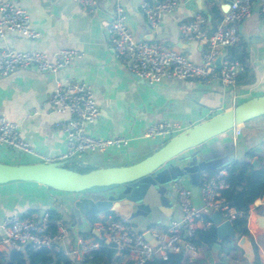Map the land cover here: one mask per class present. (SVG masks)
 <instances>
[{
	"label": "crops",
	"instance_id": "1",
	"mask_svg": "<svg viewBox=\"0 0 264 264\" xmlns=\"http://www.w3.org/2000/svg\"><path fill=\"white\" fill-rule=\"evenodd\" d=\"M13 1L28 11L31 24L40 35L36 39H29L16 32H8L0 38V48L38 50L49 56L67 48L81 53L71 64L56 73L30 67L0 77V115L17 122L22 137L40 155L56 157L67 149L65 134L58 127V123L66 116L53 112L49 103L58 79L69 77L83 80L94 88L99 116L93 124L87 125L89 133L101 137L121 135L129 138L128 146H114L105 153H98L108 161L115 158L128 161L142 150H155L156 144H163L162 139L143 136L144 129L152 123L176 121L186 129L249 98L264 94V12L260 0H255L252 15L239 26V43L227 51V55L230 51H235L237 56L246 55L243 68L232 86L223 85L218 79L203 82L166 79L152 86L147 85L134 77L122 60L115 56L108 31L109 21L120 5L128 15L127 25L136 38L171 47L198 62L208 45L182 36L180 24L203 15L207 20V28L213 31L228 10L226 5L232 0H181L180 7L165 15L160 28L155 31L148 26L143 12L145 0H98V7L93 13H86L77 0ZM151 34H154L153 39H147ZM232 132L223 133L201 147L208 153L213 143H222L223 147L229 140L233 142L228 158L216 157V164L203 170L224 169L233 160L245 158L247 152L254 154L250 159L252 163L258 159L259 166L264 164V115L242 124V132L237 140L233 139ZM218 151L216 155H219ZM193 154H197V149L184 152L153 174V181L160 184L166 203L162 210L132 219L140 229L152 227L161 230L172 219L180 216L173 183L191 188L195 184L191 185L188 181V185L182 184L174 178H170L167 183H160L162 179L158 178L162 172L173 167L184 168ZM0 161L15 164L38 162L41 159L34 153L12 149L0 143ZM112 193L108 198H118ZM91 200L88 194L61 192L36 182L3 185L0 186V222L12 212L44 217L49 216L50 210H55L69 226L68 242L77 236L88 238L92 236L88 235L92 226L87 219L86 207L91 204ZM195 201L198 206L202 205L200 196H196ZM213 213L206 211L210 216ZM259 215L264 217V197L256 199L251 205L248 217L251 237L258 246L264 264V229L258 222ZM198 226L202 227V224ZM220 249H200L198 257L189 259V264H214ZM9 250L10 247L0 245V251ZM128 262H132V258L129 252L124 251L116 252L111 264ZM77 264L96 263L77 261Z\"/></svg>",
	"mask_w": 264,
	"mask_h": 264
},
{
	"label": "built area",
	"instance_id": "2",
	"mask_svg": "<svg viewBox=\"0 0 264 264\" xmlns=\"http://www.w3.org/2000/svg\"><path fill=\"white\" fill-rule=\"evenodd\" d=\"M86 13H93L98 7V0H77ZM261 10L264 12V0ZM255 0H232L229 8L213 31L206 26V18L197 15L194 19L180 24L182 36L206 43L208 46L201 61L195 62L182 52L171 47L146 39L136 38L127 25L128 15L120 5L109 21V42L115 56L122 60L127 69L147 85H155L166 79H193L198 82L218 79L223 85H235L237 75L243 63L228 55L223 58L221 70L215 68L216 58L240 41L239 26L249 18ZM181 0H145L142 8L148 26L158 30L165 15L176 11ZM8 32H16L23 37L36 39L40 33L33 28L30 14L13 0H0V38ZM81 53L74 49H61L51 56L38 50H16L11 47L0 48V77L6 76L20 68L34 67L42 72H58L71 64ZM53 112L66 117L58 123L67 141V149L56 157L40 155L30 147L22 137L19 125L0 115V143L16 150L34 153L41 161H63L86 152L105 153L114 146H128L129 138L121 135L95 136L87 131V125L93 124L99 116V105L94 88L86 81L69 77L58 79L50 100ZM184 130L176 121H158L148 125L142 132L148 139H162L164 142ZM232 137L237 140L242 132V125L232 129ZM225 169L217 173L203 170L200 174L199 191L201 206L196 204V197L191 187L174 182L181 214L172 219L164 229L152 227L140 229L132 219L120 217L109 219L91 227L95 234L86 238L77 236L68 242L69 226L61 219H50L35 214H7L0 222V245L15 248L30 247L34 250L48 249L53 253H64L84 262L92 257V252L101 246L102 237L110 243L117 253L129 252L133 264H146L155 255L167 258L169 253L184 252L189 259L198 257L200 249L192 240L195 230L212 223L205 220L206 211H218L222 220L233 221L239 214L222 196V189L227 187L224 179ZM150 232L153 239L159 242L154 245L145 234Z\"/></svg>",
	"mask_w": 264,
	"mask_h": 264
},
{
	"label": "water",
	"instance_id": "3",
	"mask_svg": "<svg viewBox=\"0 0 264 264\" xmlns=\"http://www.w3.org/2000/svg\"><path fill=\"white\" fill-rule=\"evenodd\" d=\"M227 7L229 8V3L226 5ZM153 35L151 34L147 39H153ZM158 37L161 38V35ZM227 51V48L223 49L222 54L216 58L215 68L217 70H221L223 58L227 55ZM263 115L264 94L249 98L232 108L226 109L198 124L184 129L167 140L162 146L152 151L148 156L132 164L94 166L89 171L81 172L66 166L68 163L87 165L76 157L63 161H38L15 164L0 161V186L19 182H36L61 192L94 194L111 191L117 187L128 185L151 176V174H155L163 166L184 152L199 147L215 137L232 130L234 127ZM201 147L197 154H202V158H204L207 153ZM209 150L213 154H216L218 151L211 148ZM259 163V160L255 159L253 166L258 168ZM184 169L186 167L181 168V170ZM192 191L196 197L199 185H194ZM139 197L136 199L129 196L118 197L116 199L110 197L105 201L107 208L100 214L110 210L120 217L134 219L138 216H148L152 212H155V207L151 202ZM87 215H99V213ZM210 218L216 224L217 230V242L213 245V250L217 251L221 248L220 242L226 238L236 239L238 246L244 251L245 257L252 262L254 259V247L250 237L246 235L238 236L233 223L229 220L223 221L218 211H215ZM258 222L264 229L263 216H258ZM95 234L98 233L95 231ZM145 237L154 245L159 244L157 240L153 239L150 232L146 233ZM11 248L15 247L11 245ZM18 249L24 251L26 247L20 246Z\"/></svg>",
	"mask_w": 264,
	"mask_h": 264
},
{
	"label": "trees",
	"instance_id": "4",
	"mask_svg": "<svg viewBox=\"0 0 264 264\" xmlns=\"http://www.w3.org/2000/svg\"><path fill=\"white\" fill-rule=\"evenodd\" d=\"M235 51H230L228 56L232 59H237L243 64L245 63L246 55H236ZM254 154L247 152L245 158L235 159L224 167L226 175L224 176L227 182V187L222 189V196L226 202L234 208L239 214L233 219V227L238 236H249L254 247V259L250 262L244 255V251L238 246L237 240L226 238L220 242L221 249L218 251L217 261L214 264H262L258 253V246L251 237L248 228V217L251 205L256 199L264 197V164L258 168L253 166L250 161ZM86 166V165H83ZM84 168V167H83ZM85 169V168H84ZM92 168L85 169L81 172H86ZM218 170H208L210 173H217ZM49 218H61V215L55 211H49ZM113 211H107L99 215H89L87 217L91 226L99 223H104L109 219H119ZM206 221H211L210 215H205ZM88 235H94L90 231ZM101 242V246L92 252V257L85 259V263L96 264H111L114 260L115 249L110 243H107L102 237L96 236ZM193 242L199 249H213V245L217 242L216 224L212 223L206 227H199L195 230L192 237ZM75 259L64 253H53L48 249L34 250L26 247L24 251L17 248H10L9 251H0V264H71ZM125 264H133L128 262ZM146 264H189V258L184 252L169 253L167 258L161 255H155Z\"/></svg>",
	"mask_w": 264,
	"mask_h": 264
},
{
	"label": "rangeland",
	"instance_id": "5",
	"mask_svg": "<svg viewBox=\"0 0 264 264\" xmlns=\"http://www.w3.org/2000/svg\"><path fill=\"white\" fill-rule=\"evenodd\" d=\"M207 143L201 146H204ZM163 144L161 145L156 144L155 149L159 148ZM201 146L195 147V149H197V152ZM232 147H233V142L230 140L227 143H225L223 147H222V143H213L212 146H210L209 148L213 150L214 149L219 150L218 151L219 155L213 154L212 151H209L204 158H202V154H193L188 158L189 160L187 159L188 165L186 163L185 166L186 169L181 170L180 167L177 168L173 167L170 170L164 171V173L161 175V177L158 178V180L162 179L160 183H164V182L167 183L170 180V178H174L175 180L180 181L182 184L183 183L187 184L189 182L191 185L193 184L196 185L198 183V177L200 171L203 170L204 168H210V165H215L216 164L215 159H217L216 157H219L218 159L228 158V156L232 151L231 150ZM152 151L154 150L151 149L142 150L138 155L132 157L128 161H121L116 158L112 161H108V159H104L102 154L86 152L76 157L80 161L82 162L84 161V163L87 164L86 166H83L80 163H68L66 166L77 171H84L85 169H89L94 166L103 167V166H113V165H122V164H132L134 162H137L145 158ZM212 160L214 162H212ZM152 176L153 174L134 183L117 187L111 190L113 192L112 194L118 197L129 196V197H133L134 199L141 196L139 198H143L146 201L152 203V205L156 208L155 209L156 212L159 209L162 210L164 208V204L166 203V198L163 197V192H162V188L160 187V184L154 182ZM111 191L88 194L92 200H91V204H89L86 207L87 214L102 213L107 208V203L105 201L109 197ZM239 264H243V263L240 262Z\"/></svg>",
	"mask_w": 264,
	"mask_h": 264
}]
</instances>
